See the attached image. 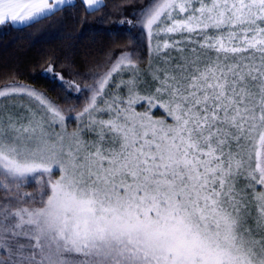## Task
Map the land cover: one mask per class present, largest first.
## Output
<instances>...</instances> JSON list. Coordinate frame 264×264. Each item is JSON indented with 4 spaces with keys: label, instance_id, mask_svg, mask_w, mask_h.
I'll return each mask as SVG.
<instances>
[{
    "label": "snow or ice",
    "instance_id": "snow-or-ice-1",
    "mask_svg": "<svg viewBox=\"0 0 264 264\" xmlns=\"http://www.w3.org/2000/svg\"><path fill=\"white\" fill-rule=\"evenodd\" d=\"M65 5L0 0V26ZM131 11L119 56L48 62L65 106L0 88V264H264V0Z\"/></svg>",
    "mask_w": 264,
    "mask_h": 264
},
{
    "label": "trees",
    "instance_id": "trees-1",
    "mask_svg": "<svg viewBox=\"0 0 264 264\" xmlns=\"http://www.w3.org/2000/svg\"><path fill=\"white\" fill-rule=\"evenodd\" d=\"M140 3L141 0H103L100 11L86 14L81 0H75L72 5H65L63 12L32 27L0 26V87L25 84L65 106V93L57 87L60 81H53L51 73L45 74L48 62H54L55 71L62 72L68 80L75 73L81 77L88 75L97 63L102 64L109 56H117L131 46L129 28L117 26V21L125 8ZM143 56L140 67L146 69V43Z\"/></svg>",
    "mask_w": 264,
    "mask_h": 264
},
{
    "label": "rangeland",
    "instance_id": "rangeland-1",
    "mask_svg": "<svg viewBox=\"0 0 264 264\" xmlns=\"http://www.w3.org/2000/svg\"><path fill=\"white\" fill-rule=\"evenodd\" d=\"M139 6H140V5H133V6H128L127 8H125V10H124V14H123L122 18H120L119 21H117V22H119L117 26H123L124 28H125V27L129 28V26H128L126 23L122 24L121 21H123V20L129 18L131 15H134V13L131 11V9H132L133 7H137V8H138ZM117 56H119V54H118ZM18 84H20V83H18ZM21 85H25V84H21ZM4 86H5V85H4ZM4 86H2V87H0V88H3ZM26 86H28V85H26ZM28 87H30V86H28ZM30 88H32V87H30ZM33 89H35V88H33ZM35 90H36V89H35ZM37 91H38V90H37ZM39 92H40V91H39ZM73 93H75V92H73ZM70 127H71V126H70Z\"/></svg>",
    "mask_w": 264,
    "mask_h": 264
},
{
    "label": "crops",
    "instance_id": "crops-1",
    "mask_svg": "<svg viewBox=\"0 0 264 264\" xmlns=\"http://www.w3.org/2000/svg\"><path fill=\"white\" fill-rule=\"evenodd\" d=\"M75 0H72V3L74 2ZM19 26H21V25H16V27H19Z\"/></svg>",
    "mask_w": 264,
    "mask_h": 264
}]
</instances>
